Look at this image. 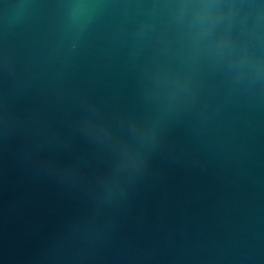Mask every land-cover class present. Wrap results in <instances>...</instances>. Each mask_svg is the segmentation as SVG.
Here are the masks:
<instances>
[{"label":"water","instance_id":"95a60500","mask_svg":"<svg viewBox=\"0 0 264 264\" xmlns=\"http://www.w3.org/2000/svg\"><path fill=\"white\" fill-rule=\"evenodd\" d=\"M0 264H264V0H0Z\"/></svg>","mask_w":264,"mask_h":264}]
</instances>
